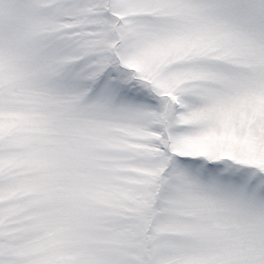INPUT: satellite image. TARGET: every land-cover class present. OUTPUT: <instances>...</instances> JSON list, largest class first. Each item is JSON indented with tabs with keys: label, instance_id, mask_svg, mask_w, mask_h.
<instances>
[{
	"label": "snow or ice",
	"instance_id": "6c2138e0",
	"mask_svg": "<svg viewBox=\"0 0 264 264\" xmlns=\"http://www.w3.org/2000/svg\"><path fill=\"white\" fill-rule=\"evenodd\" d=\"M0 264H264V0H0Z\"/></svg>",
	"mask_w": 264,
	"mask_h": 264
}]
</instances>
